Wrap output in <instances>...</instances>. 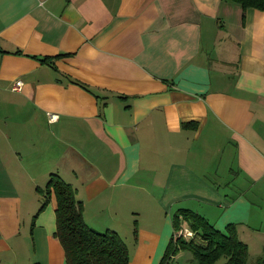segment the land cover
Returning a JSON list of instances; mask_svg holds the SVG:
<instances>
[{
  "label": "crops",
  "instance_id": "crops-1",
  "mask_svg": "<svg viewBox=\"0 0 264 264\" xmlns=\"http://www.w3.org/2000/svg\"><path fill=\"white\" fill-rule=\"evenodd\" d=\"M51 171L76 188L90 226L138 244L135 261L137 251L158 264L170 215L190 208L215 228L232 223L255 264L264 11L230 0H0V264H65L53 197L31 222Z\"/></svg>",
  "mask_w": 264,
  "mask_h": 264
},
{
  "label": "trees",
  "instance_id": "trees-1",
  "mask_svg": "<svg viewBox=\"0 0 264 264\" xmlns=\"http://www.w3.org/2000/svg\"><path fill=\"white\" fill-rule=\"evenodd\" d=\"M230 1L238 3L243 11L248 7L264 11V0ZM39 58L50 61L49 58L52 57ZM185 124L187 123H183ZM35 189L40 195L39 205L31 222L49 202L50 197H53V234L62 246L65 264H128V248L120 234L112 228H94L84 220L81 199L71 182L65 180L57 171H51L45 184L42 187L36 186ZM180 221H185L192 231L187 239L175 236ZM171 226L172 233L158 264H166L178 248L190 251V264H213L221 257L223 260L218 264H248L247 245L238 238L232 223L218 229L202 214L190 208H178L171 217ZM133 236H136L135 223ZM255 264H264V256L258 257Z\"/></svg>",
  "mask_w": 264,
  "mask_h": 264
},
{
  "label": "rangeland",
  "instance_id": "rangeland-1",
  "mask_svg": "<svg viewBox=\"0 0 264 264\" xmlns=\"http://www.w3.org/2000/svg\"><path fill=\"white\" fill-rule=\"evenodd\" d=\"M148 197L150 198V199H154V201L155 200H158V199H160L161 198V195H154V194H150V195H148ZM175 198H178V196H174V198H173V200L175 199ZM163 199H165V197L164 196H162V198L160 199V201H163ZM162 207V206H161ZM163 209V210H162ZM162 209L161 210H159V211H164V210H166V209H164L163 207H162ZM168 211V210H167ZM139 214H138V216L136 215L137 213L136 212H134V215H133V217H132V220H133V222L132 223H135V225H136V222H137V224H138V221L140 220H142V215H141V212H138ZM174 213V212H173ZM33 216V215H32ZM173 216V214H171L170 215V220H169V222H168V227H170L171 228V217ZM128 217H130V216H128ZM152 218H155L153 221H152V224H153V222L155 223L153 226H155V225H157V218H158V210L156 209L153 213H152ZM131 219V218H130ZM129 222V221H128ZM130 223V222H129ZM183 228H187L188 230H189V228L187 227V223L185 222V221H180V223H179V230H181V229H183ZM137 229H138V227H136V233H137ZM171 232H172V230H171ZM170 232V233H171ZM192 232V231H191ZM180 237H185L184 235H179ZM132 238H133V236H132ZM188 237H186V239H187ZM134 239V238H133ZM125 241H126V245H127V248H128V254H129V261L130 260H133V262H137L138 264H149V262L148 261H146V260H144L143 258H142V255L139 253V252H137L136 250V255H137V259H136V261L134 260V258H133V252H132V249H136V247H138V244L137 243H132V241H131V237H129V236H127L126 238H125ZM154 241H155V238H153L152 239V241H151V245L149 244V243H147L145 246H141L142 247V249L144 248H150V246L151 247H153V245H154ZM169 241V240H168ZM168 243V242H167ZM165 246H166V244H165ZM163 254V253H162ZM191 253H190V251L189 250H187V249H183V248H178V249H176V251H175V253L174 254H172L171 255V257L169 258V261L166 263V264H190V259H191ZM223 260V257H221V258H219L218 260H216L213 264H218V263H220L221 261Z\"/></svg>",
  "mask_w": 264,
  "mask_h": 264
},
{
  "label": "built area",
  "instance_id": "built-area-1",
  "mask_svg": "<svg viewBox=\"0 0 264 264\" xmlns=\"http://www.w3.org/2000/svg\"><path fill=\"white\" fill-rule=\"evenodd\" d=\"M22 84V82L17 79L13 82V85L11 86L12 89H17L20 87V85ZM54 117V114H50V118ZM179 235H184L185 237L183 238H186V237H189L192 235V232L191 230H188L187 228H183L181 230L177 229L175 231V236H179Z\"/></svg>",
  "mask_w": 264,
  "mask_h": 264
}]
</instances>
